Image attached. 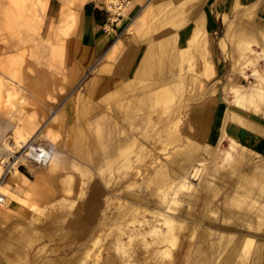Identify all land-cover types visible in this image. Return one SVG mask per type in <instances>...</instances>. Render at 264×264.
<instances>
[{
  "label": "rangeland",
  "instance_id": "obj_1",
  "mask_svg": "<svg viewBox=\"0 0 264 264\" xmlns=\"http://www.w3.org/2000/svg\"><path fill=\"white\" fill-rule=\"evenodd\" d=\"M36 2L0 0V79L12 68L21 79L15 90L0 84V158L20 156L15 166L28 176L30 191L18 211L0 212V264H68L79 255V264H264V151L249 147V160L220 155L211 161L206 142L217 139L207 136L208 121L198 119L209 104L264 111V78L260 96L247 105L234 102L238 89L223 90L228 80L255 84L258 70L264 71V39L250 38L256 58L253 50L239 49L243 28L264 32L255 3L168 0L141 30L130 29L144 41L137 60L150 50L146 68L123 75L131 55L124 48L130 53L106 75L109 84L88 94L91 68L71 93L69 122L61 123L59 110L39 101L55 100L61 85L66 89L65 45L52 23L45 32V9L28 10ZM202 16L206 43L195 29ZM49 33L56 42L38 43ZM207 58L214 66L210 76L204 74ZM33 109L43 123L30 120ZM53 113L56 121L49 122ZM47 122L60 137L62 161L54 172L29 160L18 134L21 129L45 143ZM3 171L0 163V184L11 174L3 177ZM166 214L175 220L167 237ZM240 236L250 243L228 255Z\"/></svg>",
  "mask_w": 264,
  "mask_h": 264
},
{
  "label": "crops",
  "instance_id": "obj_2",
  "mask_svg": "<svg viewBox=\"0 0 264 264\" xmlns=\"http://www.w3.org/2000/svg\"><path fill=\"white\" fill-rule=\"evenodd\" d=\"M167 1L168 0H121L120 2H122L123 5L116 12L109 7L108 0H65L64 2L63 0H38L33 8L28 10L34 12L40 10L43 6L44 8H42L46 10V23H48L44 25L45 32H47L50 23L58 29L59 36L64 41L65 45L62 65L63 81L64 83L69 81L64 93V85H61L59 89H56L58 92L55 100L39 101L42 107L49 109L50 111L52 109L59 110L60 118L63 121L61 123L69 122V117L73 109L71 93L76 90L75 88L81 77L91 68H94V73L90 77V80H88L86 88L88 94H91L103 84H105L104 86L109 84V81L105 80L106 75L108 73L117 72L120 69V65L130 53L129 50H123L124 48L130 49L131 55L127 66L121 68L122 74L129 75L131 71L134 73H141L148 63L147 54H149L150 50H145V53H143L137 60L143 49L144 41H142L136 33L130 31V29L134 27L136 30H141L146 24H148L151 16L160 10ZM246 1L248 3H255L259 17L264 23V0ZM248 6L251 7V4H248ZM68 12H71L72 14L71 19L66 18ZM63 28H66L65 34L62 31ZM195 29L196 31H203L202 33L204 35L201 36V38L206 43L205 17L202 16L196 20ZM195 33L193 36L194 40H196ZM47 37L51 38L53 41ZM55 39H57L56 35L52 33L45 34L44 36L40 35L38 43L46 44L56 42ZM176 43L177 41L175 38L170 40V45H173V47H176ZM205 53L204 50V56ZM171 58L172 54H170V59ZM171 62H173L172 59ZM99 65L100 67H98ZM14 69L18 70L20 76L18 68L8 70L0 79L2 88L9 90L10 88L14 89V86L7 81L9 73ZM204 72L206 76H210L214 72V66L208 58L205 60ZM0 74H2L1 70ZM18 85H20V82ZM203 88L204 81H200L198 83V90L203 91ZM208 106L209 109H207L209 111L207 109L204 110L201 114L202 116L198 119L199 122L202 119L208 121L207 136H211L212 139L217 140L216 142L206 143L215 144L221 139V137L224 138V135L226 134L227 137H232V139L240 142L241 145L244 144L248 149H250L249 147H252L256 150L264 151V111L247 109V111L243 113L239 110H232L223 104H216L213 107H210L209 104ZM228 114L229 117H227ZM54 116L56 117L57 114L53 113L49 122L56 121ZM38 117L39 115L35 109L30 111L29 118L31 121L43 123L44 120H41ZM47 126L48 122L45 124V128ZM55 131L57 133V145H59V133L56 129ZM21 132L23 133L20 129L18 134H21ZM222 132L223 134H221ZM57 154L58 157L55 164L56 169L54 171L59 168L62 161L60 153L58 152ZM25 177L28 176L25 174Z\"/></svg>",
  "mask_w": 264,
  "mask_h": 264
},
{
  "label": "bare ground",
  "instance_id": "obj_3",
  "mask_svg": "<svg viewBox=\"0 0 264 264\" xmlns=\"http://www.w3.org/2000/svg\"><path fill=\"white\" fill-rule=\"evenodd\" d=\"M106 1V0H105ZM43 2V1H42ZM47 2V1H46ZM70 2V1H69ZM44 3V2H43ZM108 4H109V7L111 9H114V11L117 12L118 9H120V0H108ZM107 4V6H108ZM38 5V4H37ZM43 7V6H42ZM41 7V8H42ZM44 8V7H43ZM42 8V9H43ZM72 17V14L71 12H68L66 14V18L67 19H71ZM250 22V21H248ZM135 23V22H134ZM254 26V25H253ZM259 26V25H258ZM247 27V26H246ZM250 27V26H249ZM63 33L65 34L66 33V28H63ZM243 31V37L244 38V47L242 48H239L241 52L243 53H246V54H249L250 51L253 50L252 54L253 56L251 57H258L257 54H258V51L255 50L252 46H250L251 44V40H257L258 43L263 41L264 39V32L262 29H248V28H243L242 29ZM250 38H252L250 40ZM120 39V38H119ZM250 42V43H249ZM116 44V43H114ZM122 47V46H121ZM119 47V48H121ZM245 54V55H246ZM254 60V59H253ZM256 61V60H255ZM104 63V62H103ZM233 63V62H232ZM102 64V63H101ZM100 67V65L98 66ZM259 67V66H258ZM257 68V66H256ZM96 69V68H95ZM258 70V69H257ZM102 71V69H101ZM99 71V72H101ZM237 71V70H236ZM259 71V74L257 76L258 77V81L255 82V84H251V85H246V84H243V83H232L230 82L231 80H228L227 83H224L223 85V90L227 92V94H231V90L232 89H238L240 91V95L239 97L237 98V100H235L234 102L235 103H238L239 104H243V105H247V102H252V101H256L258 99V97L260 96V93H261V86L263 84V78H264V71L263 70H258ZM103 72V71H102ZM106 73V72H105ZM108 73V72H107ZM231 75V74H230ZM7 77V76H6ZM19 74H18V70L17 69H14L12 70L10 73H9V76L7 78V81L9 84H11L12 86H14V90L16 89L15 87L17 86H20L18 85L19 84ZM233 77V76H232ZM6 79V78H5ZM231 79V78H229ZM90 80V78H89ZM227 81V80H226ZM7 83V84H8ZM179 86V85H178ZM11 87V86H10ZM236 87V88H235ZM87 88V87H86ZM12 90V89H11ZM13 95V94H11ZM23 99V98H22ZM24 100V99H23ZM23 104V102H22ZM32 113V112H31ZM35 113V112H34ZM36 114V113H35ZM34 114V115H35ZM33 116V114H32ZM54 118L56 119V117L54 116ZM53 119V118H52ZM248 121V120H247ZM177 124V123H176ZM177 126V125H176ZM168 130V129H167ZM44 131V135L46 136V138L48 139V141H50V144L52 145V150L50 151V154L47 156V158L45 159V163L48 164V171H54L56 169V160H57V157H58V152L57 149H56V146H57V141H56V131L54 129V127L52 125H48ZM177 133H179V131L176 129L175 130ZM28 132H21V134H19V137L22 139V141L24 143H22L20 140V143L22 144V147H24L26 144L30 143V146L31 147H34L33 145V141L34 140V136L33 135H30L28 136L27 135ZM181 134V133H180ZM226 135V134H225ZM224 135V136H225ZM191 138V137H190ZM182 139V138H181ZM220 139V138H219ZM192 140V139H191ZM184 141V140H183ZM190 142V141H188ZM192 142V141H191ZM223 142H224V138L221 137V139L219 141H217V143H207L208 145V148H206V152H207V156H208V159H210L211 161H215L220 155H230L233 157V159H237L239 160V157L241 158V160H244L245 158V161L246 160H249L247 159L248 156H250V154L248 153V148L241 144H239L236 140L234 139H230L229 140V143L227 145V147H223ZM7 143L5 142L4 144V147H7L8 145H6ZM24 144V145H23ZM225 146V145H224ZM243 150H241V149ZM0 150H1V145H0ZM252 150V149H251ZM42 151L43 152H46V150L42 147ZM252 152V151H251ZM250 152V153H251ZM32 153V151H29L27 154L30 155ZM61 153V152H59ZM248 155V156H247ZM61 156V155H60ZM245 156V157H243ZM4 157L0 158V163L2 164V162L4 161ZM7 160V159H6ZM16 162L14 163L13 165V168L11 169V174L8 176V179L6 182L4 183H1L0 184V195H2V199L0 200V212L2 211H6V210H11V211H18L17 210V206H18V203L19 201L23 200V201H26V199L30 196V191L29 189L26 188L25 184L27 183V180L25 179V174L23 171H21L19 169V167H16L15 166ZM17 165V164H16ZM16 167V168H15ZM260 167H262V163H258L256 166H255V170H259ZM166 170V169H165ZM251 173V170L249 172H247L246 174H250ZM37 179V178H36ZM39 181V179H37ZM172 180V179H171ZM32 183L34 184V181L35 180H31ZM37 182V181H36ZM63 182V181H62ZM65 182V181H64ZM67 185V183H66ZM64 186L63 187V190L67 193L69 190H68V187L67 186ZM185 185V184H184ZM13 188H15V190H13ZM176 192V191H175ZM236 193V192H235ZM231 196V195H230ZM170 203V202H169ZM252 205V204H251ZM131 208V206H130ZM35 214V213H34ZM124 216V214H123ZM122 214H121V217H123ZM126 216V215H125ZM143 217V216H142ZM227 217V216H226ZM229 217V216H228ZM163 220H164V223L166 222L167 223V228L166 229H162L163 231V234H166V237H167V234L169 233L168 231H172L173 230V226L170 224L172 223L173 221H175L173 218H171L169 215H165L162 217ZM175 218V217H174ZM35 220H39L40 217L38 215H36L34 217ZM137 220V219H136ZM142 221V220H141ZM146 221V220H145ZM126 222V221H125ZM180 222V221H179ZM184 223V221H183ZM181 223V224H183ZM169 224V225H168ZM180 224V223H178ZM180 224V225H181ZM170 226V227H169ZM234 228V227H233ZM153 230V229H152ZM228 230H232L231 228L228 229ZM171 235V233H170ZM228 237H230V234H227ZM165 237V236H164ZM227 237V236H226ZM225 237V238H226ZM170 238L172 239V237L170 236ZM169 238V239H170ZM96 239V238H95ZM164 239V238H163ZM168 239V238H166ZM174 240V239H173ZM164 241V240H163ZM232 243V242H231ZM250 243V238H246L244 236H240L235 244L229 249L228 251V255H230V253L232 252L233 248H237L239 246H243L244 248V245H247ZM128 246V245H127ZM248 246V245H247ZM88 254V253H87ZM80 256V255H79ZM79 256H74L71 261L68 263V264H79L80 261H81V257ZM83 257V256H82ZM50 259V258H49ZM138 259V258H137ZM7 262V261H6ZM9 262V261H8ZM100 262V261H99ZM99 262H94L92 264H101ZM43 263V262H42ZM11 264V263H10ZM44 264H53L51 262H46ZM56 264V263H55Z\"/></svg>",
  "mask_w": 264,
  "mask_h": 264
},
{
  "label": "built area",
  "instance_id": "obj_4",
  "mask_svg": "<svg viewBox=\"0 0 264 264\" xmlns=\"http://www.w3.org/2000/svg\"><path fill=\"white\" fill-rule=\"evenodd\" d=\"M34 147L30 146V143L26 144L23 147L22 152L25 153V155L29 158L30 161L35 162L38 165H42L45 162V159L47 156L50 154V151L52 150V145L50 142H45V143H39L38 141L32 140ZM42 147L46 150V152L42 151ZM29 151H32L30 155L27 153ZM21 153L20 155H22ZM20 156L18 155H11L9 159L6 161L4 160L2 163H4V171H3V177H5L13 168L14 163L17 161V159ZM19 167V165H18ZM2 199V195H0V200Z\"/></svg>",
  "mask_w": 264,
  "mask_h": 264
}]
</instances>
